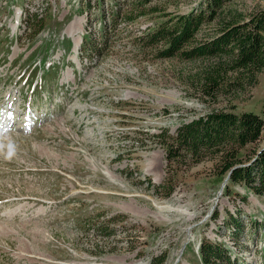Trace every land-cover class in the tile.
I'll return each instance as SVG.
<instances>
[{
    "label": "rangeland",
    "instance_id": "1",
    "mask_svg": "<svg viewBox=\"0 0 264 264\" xmlns=\"http://www.w3.org/2000/svg\"><path fill=\"white\" fill-rule=\"evenodd\" d=\"M133 1L108 0L116 33L81 57L76 44L101 28L94 5L87 15L85 0H0V264H150L161 255L163 264H202L204 240L226 245L236 264H264V196L239 185L225 194L217 159L169 163L155 137L210 109L264 119V72L252 87L204 98L194 81L213 60L161 59L136 41L204 0H154L130 23L125 15L141 11ZM230 6L248 15L264 0ZM259 149L264 132L240 152Z\"/></svg>",
    "mask_w": 264,
    "mask_h": 264
},
{
    "label": "trees",
    "instance_id": "2",
    "mask_svg": "<svg viewBox=\"0 0 264 264\" xmlns=\"http://www.w3.org/2000/svg\"><path fill=\"white\" fill-rule=\"evenodd\" d=\"M153 1L134 0L130 6L136 10L140 8L141 11H137L134 16L126 14L125 19L133 23L137 17L146 16L144 8ZM232 1L204 0L197 10L144 30L136 41L140 46L158 48V58L161 59L179 57L184 60H213L214 63L205 65L194 81L204 98L214 100L222 91L252 87L257 76L264 72V10L245 15L230 6ZM107 2H81L84 7L80 13L88 15L94 5L98 11L96 19L101 21L97 37L90 33L83 36L81 56L101 52L109 40V32L116 33L119 15L112 10L106 13L104 8ZM150 11L154 13L157 9L151 8ZM106 15L109 17L106 18ZM106 19L109 21L106 22ZM29 20L38 22L36 17ZM212 22L215 25L212 32L200 35L203 25ZM263 132L264 119L258 115L250 112L238 115L222 108L210 109L203 115L181 123L173 135L163 129L155 137L160 141L169 163L181 156L183 159L191 158L193 163H199L207 156L213 157L219 165L218 183L221 184L225 179L227 182L225 194L229 192L227 186L239 185L263 197L264 149L253 150L252 155L250 152L247 156L240 152L247 145L255 146ZM248 156L250 159L243 162L241 158ZM171 193L169 190L165 196ZM217 217L215 214L212 220ZM225 219L234 231L240 230V222L232 215L226 214ZM106 232L104 237L111 236L114 231ZM198 255L202 264H236L229 248L220 242L208 243L204 240L198 248ZM164 258L163 255L153 258L150 264H163Z\"/></svg>",
    "mask_w": 264,
    "mask_h": 264
},
{
    "label": "bare ground",
    "instance_id": "3",
    "mask_svg": "<svg viewBox=\"0 0 264 264\" xmlns=\"http://www.w3.org/2000/svg\"><path fill=\"white\" fill-rule=\"evenodd\" d=\"M78 44V43H77Z\"/></svg>",
    "mask_w": 264,
    "mask_h": 264
}]
</instances>
